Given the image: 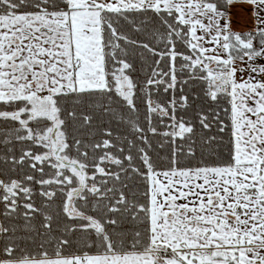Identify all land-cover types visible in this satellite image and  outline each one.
<instances>
[{"label":"snow or ice","instance_id":"snow-or-ice-1","mask_svg":"<svg viewBox=\"0 0 264 264\" xmlns=\"http://www.w3.org/2000/svg\"><path fill=\"white\" fill-rule=\"evenodd\" d=\"M0 264H264V0H0Z\"/></svg>","mask_w":264,"mask_h":264},{"label":"crops","instance_id":"crops-1","mask_svg":"<svg viewBox=\"0 0 264 264\" xmlns=\"http://www.w3.org/2000/svg\"><path fill=\"white\" fill-rule=\"evenodd\" d=\"M246 5H237L231 9V28L235 32H246L253 27L250 11L245 10ZM242 67L244 65H241ZM246 75V74H245Z\"/></svg>","mask_w":264,"mask_h":264},{"label":"trees","instance_id":"trees-1","mask_svg":"<svg viewBox=\"0 0 264 264\" xmlns=\"http://www.w3.org/2000/svg\"><path fill=\"white\" fill-rule=\"evenodd\" d=\"M240 33H244V32H240Z\"/></svg>","mask_w":264,"mask_h":264}]
</instances>
